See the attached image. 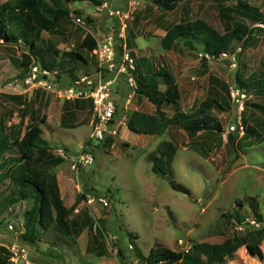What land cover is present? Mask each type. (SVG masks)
<instances>
[{
  "label": "rangeland",
  "instance_id": "374dc122",
  "mask_svg": "<svg viewBox=\"0 0 264 264\" xmlns=\"http://www.w3.org/2000/svg\"><path fill=\"white\" fill-rule=\"evenodd\" d=\"M4 1L0 0V3ZM100 1L99 5L106 3L109 8L118 9L126 15L123 33L116 15L108 10L98 11L97 5L91 0H71L68 6L80 13H70L79 17L81 22H76L69 14L54 30L40 31L35 39L36 55L30 53L24 37L17 30H14V34L20 42L0 40V129L6 141L7 134L12 140L20 138L27 126L34 124L35 117L48 116V128L51 127L52 131V138H48L53 146L50 151H39V154L43 152L49 155L53 150L56 155L55 150L60 146H68L76 152L70 155L92 151L94 162L83 169L85 173L79 170L73 178L70 176V181L75 184L73 188L77 199L84 204L87 193H97V196L109 201L108 206L94 202L80 209L83 216L79 221H84L85 228L91 231L86 229L85 238L89 245L85 255L75 242L80 228L74 233L75 229L72 230L70 236L63 235L67 239L64 241L68 244L67 248L52 245L38 259L35 257L36 247L33 252L30 250L32 245H27L29 262L46 264L43 261L46 260L48 264H128L132 259L139 258L134 249H129L130 246H136L143 255L156 246H164L173 251L189 250L202 260V255L191 250V243L222 242L228 237L243 239L246 236L249 227L239 225L232 217L223 216V213L230 215L238 208L240 215L247 217L246 222L254 223L251 222L254 216L249 203L255 202L259 214L264 218V112L256 107H264V91L255 83L256 79L264 80V29L245 46L235 41L226 53L211 58L202 55L198 46L190 49L181 41L172 49H163L161 38L172 24L196 18L206 20L219 31L231 28L240 16L232 14L231 20L220 17L218 6L235 7L236 0H177L172 10H162L151 0ZM245 1L264 14V0ZM247 22L250 23L249 20ZM12 25L10 30L13 33ZM257 25L264 28L261 24ZM120 32L124 38L119 36ZM86 33L92 34L95 39L110 34L116 39L117 47L125 44L128 53L139 65L138 75H147L159 69L173 74L181 97L178 104L162 107L166 116L170 117L177 110L193 112L201 101L216 99L220 106L211 108V111L220 121L222 133L202 132L191 139L181 128L171 125L164 134L152 136V139L148 138L144 143L147 135L130 132L122 126L113 139L114 146L103 148L97 145L95 139L90 138L88 115L76 109V101H63L44 91H24L20 77L27 73L33 61H61L62 64L56 70L46 69L55 70L63 82L68 81L71 75H80L90 70L93 64L92 53L80 47ZM32 35L35 33L30 32L29 37ZM70 51L80 52L85 62L66 56L65 53ZM24 55H29L27 65H24ZM240 81L247 87H242ZM8 85L10 89H7ZM234 86L240 87L246 95L245 108L241 113L245 120L244 128L255 130L256 135L246 131L240 135L232 130L237 125L239 115L232 100L231 91ZM159 88L163 90L165 86L160 83ZM126 92L123 83L116 96L117 99L120 96L117 112L120 116L117 119L123 115L127 118L134 110L154 113V106L137 92L128 108H122L121 100ZM13 95H17L14 96L16 98H11ZM71 132L74 136H71ZM135 139H141V143ZM161 140H169L176 145L172 177L187 192L173 189L167 177L152 172L146 153ZM11 153L16 154L14 150ZM6 156L7 151L3 157L0 156V160ZM62 162L69 164L68 160ZM14 174L16 170L11 175ZM9 178L7 169L2 167L0 232L7 228V218L2 219L7 214V195H14L7 194L14 186L12 177V182ZM237 200L243 203L240 208L236 204ZM16 202L9 204L11 210L19 213L23 204L16 207ZM13 222L15 224H11L17 231L15 220ZM262 226L264 228V223ZM15 236H18L16 241L20 244L28 243L20 235ZM4 244L7 246V240L0 236V248L6 249ZM258 245L262 252L260 256L249 254L245 245L241 244L232 257L212 264H264V238Z\"/></svg>",
  "mask_w": 264,
  "mask_h": 264
},
{
  "label": "trees",
  "instance_id": "16d2710c",
  "mask_svg": "<svg viewBox=\"0 0 264 264\" xmlns=\"http://www.w3.org/2000/svg\"><path fill=\"white\" fill-rule=\"evenodd\" d=\"M71 0H6L0 3V40L5 42H17L14 30H17L25 39L29 47L30 53L36 55L35 39L40 31L54 30L59 22L71 11L80 13L76 9H71L68 2ZM95 5L101 3L100 0H91ZM235 7L219 5V15L227 20L232 19V14L240 16L239 20L231 28L219 31L202 18L192 20H183L169 26L161 38V46L163 49H172L180 41L190 49L200 48L202 55L207 54L211 58H218L221 54L226 53L233 42L240 41L243 46L253 41L264 26V14L257 8L245 0H236ZM156 7L162 10H172L177 5V0H151ZM89 21L90 18L87 16ZM250 21V23L247 22ZM14 27L13 28V25ZM251 24V25H250ZM11 25L13 33L11 32ZM34 32L35 35L29 37V33ZM96 45V40L92 34L86 33L80 43V47L90 53ZM198 46V47H197ZM66 56L75 57L85 62L83 55L76 51L75 53L66 52ZM26 62L29 55H24ZM40 56V55H39ZM42 60V59H40ZM28 63H26L27 65ZM40 64L48 69H54L60 63L50 61ZM139 65L136 64L135 77L138 84L137 93L145 96L147 100L153 104L154 113H146L134 110L127 115V128L137 134H164L169 126L175 125L181 128L188 137L192 139L198 133H222V125L218 118L212 113L211 108L219 107V103L214 98H207L201 101L193 112L175 111L170 117L166 116L163 111L164 106L178 104L180 100V90L172 73L164 69L150 71L147 75H138ZM162 83L165 88H159ZM255 83L261 86L264 91V80L256 79ZM242 87L247 85L240 81ZM11 98H16L11 96ZM118 107V104H117ZM264 112V107L256 105ZM118 112V110H117ZM116 113L115 117H119ZM245 122V120H244ZM247 133L256 135L253 129H245ZM0 129V142H3L0 151L5 148V136ZM42 129L36 124H29L24 134L12 141L18 153L20 160L23 162L25 169L24 174L19 178V196L27 198L26 187H31L38 201V223L44 229L49 225H53L57 232L62 235H71V222L68 220L72 207H66L60 197L59 186L54 172L38 168L34 165L35 157L38 151L44 147V141L41 137ZM191 142V140H190ZM176 145L169 140H161L154 150L146 154V159L151 163L152 172L167 177L170 186L178 191L187 192L186 188L178 185L173 180L172 162L176 154ZM55 162L60 163L63 159L55 157ZM239 208L243 206L241 201H236ZM250 211L254 216V223L246 222L247 217L240 215V209L235 212L223 213L225 217H232L239 225L248 226L246 236L243 239L236 237H228L222 242H193L191 250L204 259H199L197 255L187 251H173L164 246H156L150 248L146 255L133 246L136 255L145 260L149 264H212L216 261H222L225 258L232 257L237 248L243 244L249 254H262L258 244L264 238V218L258 212L255 202H250ZM256 224V225H254ZM256 227H254V226ZM0 254V264H7L8 254L3 247Z\"/></svg>",
  "mask_w": 264,
  "mask_h": 264
},
{
  "label": "built area",
  "instance_id": "2783aa9c",
  "mask_svg": "<svg viewBox=\"0 0 264 264\" xmlns=\"http://www.w3.org/2000/svg\"><path fill=\"white\" fill-rule=\"evenodd\" d=\"M96 9L98 11L108 10L112 15H116L120 20L122 26L121 32L123 33L126 26L124 21L126 15L123 12L118 9L109 8L106 3L97 5ZM71 15L76 22H81L79 17ZM121 32L119 36L124 38ZM117 46V41L112 35H108L103 39H96V45L92 50V55L95 57L93 70L81 73L65 86L59 83L54 73L41 67L35 61L29 65L28 72L21 77L22 83L27 88L32 90L40 89L44 92L52 93L63 101L71 103L77 100L89 101L92 111L90 138L95 139L97 145H101L103 148H112L114 146V137L119 134L118 131L121 125H126L127 122V118L124 115L120 117L122 121H119L120 118L117 119L115 117L118 110L115 102L117 87L124 83L127 89L123 105L124 109L128 108L138 87L135 77V58L128 53L129 51L126 49L125 44ZM205 56L208 57L207 54ZM231 94L239 113L237 125L232 130L242 135L245 132V125L244 117H242L241 113L245 108L246 95L240 87L235 86L232 88ZM90 143L89 145H91ZM55 151L58 157L68 160L69 167L75 175L79 170L94 162L93 153L89 150L75 155H70L63 147H58ZM84 200L87 204L98 202L103 206L109 205V201L106 198L97 195L88 194L84 197ZM7 228L13 230V225L8 224ZM178 242H180L179 244L182 243L180 239ZM129 249L133 250L134 248L130 246ZM6 250L10 264H30L27 247L19 243H11L7 245ZM128 264L149 263L145 260L134 258Z\"/></svg>",
  "mask_w": 264,
  "mask_h": 264
},
{
  "label": "crops",
  "instance_id": "0c3cea01",
  "mask_svg": "<svg viewBox=\"0 0 264 264\" xmlns=\"http://www.w3.org/2000/svg\"><path fill=\"white\" fill-rule=\"evenodd\" d=\"M108 35H110V34H108ZM108 35H105L102 38H104ZM102 38H100V39H102ZM18 41L20 42V39H17V42ZM26 63H24V65H26ZM37 63L41 67H43L39 62H37ZM57 63L62 64L61 61H59V60L57 61ZM94 64H95V57L93 56L92 68L90 70L85 71V72L92 71L94 68ZM43 68H45V67H43ZM57 68H58V66L55 67V70ZM55 70L50 71V72L55 74L56 79L59 81V83L62 86L67 85L68 83L71 82V80H73L74 78H76V76H78V74L71 75L70 79L68 81L63 82L62 79L59 78V75L57 74V72ZM25 74H26V72L23 74V76ZM20 85H21V87H23L24 91H28V90L31 92L42 91L40 89L32 90L30 88H27L26 85H24L22 83L21 77H20ZM120 87H121V85L117 87V92H118V89ZM10 88H11V86L8 85L7 89H10ZM117 92L115 94V102H116V104H118V109H119L120 106H119L118 99L120 98V96L118 97V99L116 98ZM10 94H12V93H10ZM13 96H17V95H13ZM124 100H125V97H123L121 100L122 108L124 105ZM74 106H76V109L78 111H80L84 114L87 113L88 125L91 127L92 111H91L90 102L87 100H77L76 104H74ZM29 120H30V116H29ZM31 121H32V119L30 120V122ZM119 121H122V118H120ZM51 122H52V120H51ZM26 124L27 123L25 122V125ZM34 124L38 125L42 129L41 137L44 141V147L40 151H43V150H47V151L49 150L50 151L53 145L51 143H49L50 139L48 138V137L52 138V135L50 133V132H52L51 127L48 128V126L50 125L49 117L46 115H45V117H44V115H41L39 118L35 117ZM122 126H125L127 128L126 125H121L119 132L121 131ZM77 131L78 130H76L75 132H77ZM128 131H130V130L128 129ZM130 132H132V131H130ZM70 134H71V136H74V133L71 132ZM144 135H147V137L144 138V143H146V141H147L146 139H148V138L152 139L153 138L152 136H158L156 134H144ZM128 137H132V136L129 135ZM13 140L10 139L8 137V134H7V141H6V137H5L6 146L0 152V156L3 157V154L7 151V156L4 158H1V160H0V169L2 167L4 169L6 168L7 169V176L9 175L10 178L12 177L13 183H14L13 184L14 186L10 190L7 191L8 192L7 194H14V195L10 196V197L7 195V207H8L7 212H6L7 214H5L2 219L7 218V227H8V224H11V223L15 224L13 222L15 220V222H16L15 226H16L17 231H15L14 228H13V230H8L6 228L4 230H1L2 232H0V236H2L5 240H7V245L14 243V242L19 243L18 241H16V238L18 236H15V234L20 235L19 237L22 239L25 238V240L28 241V243L24 242L25 244H20V243L19 244L23 245L27 248H28L27 245H32L33 248H30V250L32 249L33 252H35L34 250L36 247L37 255L35 257H37V259H38L39 255H41V253L43 254L52 245H54V246L60 245V246H64L65 248H67L68 244L64 243L66 237L65 236L63 237L62 234L57 232L52 224L49 225L46 229H44L38 223V215H37L38 214V201H37L36 196L34 194H32L31 187H26L28 197L24 198V199L20 198V196H19V178L24 174L25 169L23 167V165H24L23 162L20 160L19 153H18L17 149L14 146H12ZM135 141H138L139 143H141V139L140 140L135 139ZM61 143L67 146V144H65L63 142H61ZM144 143L142 142V145ZM153 143H155V142H153ZM156 145H155V147H156ZM1 146H3L2 141L0 142V148H1ZM60 147H62V146H60ZM63 148H65L67 153H70V154L76 153V152L72 151L71 149H69L68 146L63 147ZM154 148L152 150H154ZM13 150L16 152V154L11 153V151H13ZM152 150H148L147 153L152 151ZM39 153H41V152L38 151L36 154L34 165L38 168L47 169V170H50V171L55 173L56 178H57V182H58V186H59L60 197L63 201V204L68 208L72 207V210H71L70 214L68 215V220L71 222V231L75 229L73 231V233H74L81 228V230L79 232V236L76 238L75 242H77V244L81 247L82 254L85 255L86 249L89 245V242H87V238H85V237L87 235V231H89V230H88V227L85 228L84 221H79V220H81L82 216H83L82 215L83 211L80 209L82 208V206H87L88 204H86V203L84 204L83 202H81L82 200L79 201L76 197V190H75V188H73L75 186V184L70 181V176L73 178L74 173L71 171L69 164H64L63 162H60V163L55 162V160H53V159H55L56 155L54 154L53 150L51 153H49V155H48V153L43 154V152H42L41 155ZM40 156H42L41 159H40ZM83 169H81L82 174H83V172L85 173V171H83ZM15 170H16V174L11 175ZM77 177H78V175H77ZM75 179H77V178H75ZM10 181H11V179H10ZM78 186L79 185H77V187ZM88 194H90V193H87L86 195H88ZM96 194L97 193H95L94 195H96ZM30 198H31V200H28ZM19 200L21 201L20 203H19ZM15 201H18V202H16V204L18 203L16 205V207H19L21 205V203L23 204L22 209L20 210L19 213L11 210L9 203H14ZM90 206H92V205H90ZM87 207H89V205ZM94 209L96 210V207H94ZM86 229H87V231H86ZM89 232H91V231H89ZM90 234H92V233H90ZM61 236L63 237V240H62ZM60 241H62V242H60ZM4 247H7V246L5 245ZM43 261H44V263L48 264V262H46V260H43Z\"/></svg>",
  "mask_w": 264,
  "mask_h": 264
}]
</instances>
